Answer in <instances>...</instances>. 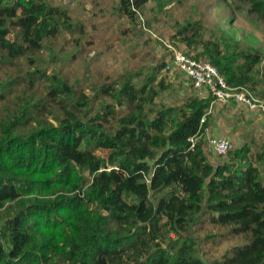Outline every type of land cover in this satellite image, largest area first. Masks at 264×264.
<instances>
[{
    "label": "trees",
    "instance_id": "obj_1",
    "mask_svg": "<svg viewBox=\"0 0 264 264\" xmlns=\"http://www.w3.org/2000/svg\"><path fill=\"white\" fill-rule=\"evenodd\" d=\"M166 1L121 0L120 10L136 24ZM225 1L264 21V0ZM76 29L62 5L0 0V73L29 65L0 83V264H204L193 232L205 216L246 239L212 264H264V169L255 164L264 152L251 140L225 162L210 160L212 98L162 99L175 87L158 80L170 51L145 78L105 84L94 97L33 68L45 41ZM207 29L185 21L172 39L264 101V53ZM26 81L31 94L11 102Z\"/></svg>",
    "mask_w": 264,
    "mask_h": 264
},
{
    "label": "rangeland",
    "instance_id": "obj_2",
    "mask_svg": "<svg viewBox=\"0 0 264 264\" xmlns=\"http://www.w3.org/2000/svg\"><path fill=\"white\" fill-rule=\"evenodd\" d=\"M47 3L66 7L77 29L65 32L52 42L45 41L44 48L34 57L33 68H44L47 75L58 71L67 76L72 85L86 88L91 97L96 94L94 89L105 84L122 83L136 74H140L137 78H145L168 57L170 47L184 50L185 44L174 41L172 36L177 33L178 24L185 21L203 20L209 33H228L244 45L249 44L264 53V21L250 14L248 6L241 2L236 6L225 0H167L164 6L152 3L140 14L136 24L122 14L121 0H47ZM20 68L25 75L29 68L26 60H22L19 67L11 66L1 72L0 83L16 76ZM166 75L163 69L158 80H165ZM166 80L175 83L174 89L162 96L167 104L181 103L189 95L200 96L177 73ZM37 84L35 82L33 87ZM261 85L264 91V80ZM31 89L28 81L16 86L11 102L25 92L31 94ZM7 110L6 105L0 104V114ZM211 112L214 125L207 132L206 140L226 137L234 141L236 149H241L245 141L254 140L255 155L264 152L263 111L254 114L238 106L213 104ZM206 145L208 157L215 165L225 162L227 155L215 156L209 151L208 142ZM97 153L106 155L103 151ZM255 164L264 169V158ZM193 234L204 264L221 260L235 245L246 242L244 236H229L227 227L212 225L207 216Z\"/></svg>",
    "mask_w": 264,
    "mask_h": 264
},
{
    "label": "built area",
    "instance_id": "obj_3",
    "mask_svg": "<svg viewBox=\"0 0 264 264\" xmlns=\"http://www.w3.org/2000/svg\"><path fill=\"white\" fill-rule=\"evenodd\" d=\"M163 69L167 74L166 79L177 73L200 94L201 98H212L213 104H237L247 112L254 114L264 112V101L253 98L248 90L231 86L228 76L208 60L195 59L182 50L170 47V55ZM205 119L206 116H202L200 123H204ZM191 141L194 143L195 140ZM207 142L209 151L219 157L226 156L236 149V144L229 138L210 137Z\"/></svg>",
    "mask_w": 264,
    "mask_h": 264
},
{
    "label": "clouds",
    "instance_id": "obj_4",
    "mask_svg": "<svg viewBox=\"0 0 264 264\" xmlns=\"http://www.w3.org/2000/svg\"><path fill=\"white\" fill-rule=\"evenodd\" d=\"M200 97V96H199ZM201 98V97H200ZM201 99H209V98H201ZM213 100V99H212ZM212 105H213V101H212V103H211ZM215 104H217V103H215ZM217 105H220V104H217ZM236 106H238L237 104H235ZM239 107V106H238ZM241 108V110H243L244 108H242V107H240ZM212 109V108H211ZM245 110V109H244ZM212 113V112H211ZM264 114V113H263ZM208 140V139H207ZM192 142V141H191ZM236 150V149H235ZM234 151V150H233Z\"/></svg>",
    "mask_w": 264,
    "mask_h": 264
},
{
    "label": "crops",
    "instance_id": "obj_5",
    "mask_svg": "<svg viewBox=\"0 0 264 264\" xmlns=\"http://www.w3.org/2000/svg\"><path fill=\"white\" fill-rule=\"evenodd\" d=\"M222 106H224V107H231V106H235L236 107V105L235 104H231V105H222ZM236 142V141H235ZM237 143V142H236Z\"/></svg>",
    "mask_w": 264,
    "mask_h": 264
}]
</instances>
